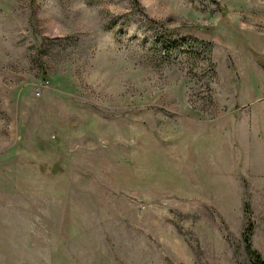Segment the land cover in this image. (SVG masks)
<instances>
[{
	"label": "rangeland",
	"instance_id": "1",
	"mask_svg": "<svg viewBox=\"0 0 264 264\" xmlns=\"http://www.w3.org/2000/svg\"><path fill=\"white\" fill-rule=\"evenodd\" d=\"M255 103L264 0H0V264L264 259Z\"/></svg>",
	"mask_w": 264,
	"mask_h": 264
},
{
	"label": "crops",
	"instance_id": "2",
	"mask_svg": "<svg viewBox=\"0 0 264 264\" xmlns=\"http://www.w3.org/2000/svg\"><path fill=\"white\" fill-rule=\"evenodd\" d=\"M261 103V102H260ZM255 103L252 106L250 105L249 110L247 111L246 117L242 118L237 126V134L241 139L255 138L257 133H260L264 128V111L261 104ZM257 116L259 118H257ZM257 121H261L259 127L257 128ZM264 131V129L262 130Z\"/></svg>",
	"mask_w": 264,
	"mask_h": 264
},
{
	"label": "trees",
	"instance_id": "3",
	"mask_svg": "<svg viewBox=\"0 0 264 264\" xmlns=\"http://www.w3.org/2000/svg\"><path fill=\"white\" fill-rule=\"evenodd\" d=\"M244 248L247 255L251 258V264H264V259L261 257L260 253L254 250L250 242V231H244L243 236Z\"/></svg>",
	"mask_w": 264,
	"mask_h": 264
}]
</instances>
